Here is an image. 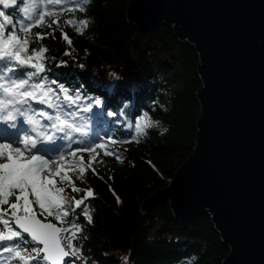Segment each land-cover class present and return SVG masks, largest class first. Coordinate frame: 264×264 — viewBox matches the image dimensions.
<instances>
[{
	"label": "trees",
	"instance_id": "obj_1",
	"mask_svg": "<svg viewBox=\"0 0 264 264\" xmlns=\"http://www.w3.org/2000/svg\"><path fill=\"white\" fill-rule=\"evenodd\" d=\"M128 2L91 0L83 10L76 7L57 12L46 16L44 25L19 33L31 42L29 54L34 48L47 49L42 75L49 82H59L70 94L78 91L87 104L96 106L100 101V106L94 108V135L105 127L107 133H101L100 141H109L106 148L114 153L105 156L98 149L94 159L90 154H78L84 156L86 164L92 160L82 179H76L78 169L69 172L82 189L80 193L72 192L67 182L61 184L56 178L57 186L65 188L70 207H75L73 197H84L85 190L94 193L76 209L80 213L76 223L81 230L73 244L79 247L80 258L70 259L74 264H221L228 248L206 213L183 225L173 218L167 203H158L149 210L143 207L144 201L167 185L193 151L200 111L195 92L201 82L194 48L179 41L165 25L142 31L129 24ZM0 11L14 23L18 21L15 8L0 5ZM67 20L76 23L68 24ZM81 20L87 22L86 26L79 24ZM38 34L46 38L37 40ZM62 34H67L70 45ZM127 59L136 65L131 73L123 74ZM49 71L57 76L50 77ZM145 118L148 124L163 121L168 132L161 136L144 127L137 136L129 131L134 121ZM113 140L117 142L111 143ZM124 140L131 142H120ZM84 207L91 222L81 212ZM33 208L38 218L61 228L70 227L54 217L40 216L37 205ZM67 219L71 220L72 215ZM193 255L198 259L192 261Z\"/></svg>",
	"mask_w": 264,
	"mask_h": 264
},
{
	"label": "water",
	"instance_id": "obj_2",
	"mask_svg": "<svg viewBox=\"0 0 264 264\" xmlns=\"http://www.w3.org/2000/svg\"><path fill=\"white\" fill-rule=\"evenodd\" d=\"M126 20L171 28L201 82L193 151L143 207L167 203L183 225L206 213L228 248L221 264H264V0H129Z\"/></svg>",
	"mask_w": 264,
	"mask_h": 264
},
{
	"label": "snow or ice",
	"instance_id": "obj_3",
	"mask_svg": "<svg viewBox=\"0 0 264 264\" xmlns=\"http://www.w3.org/2000/svg\"><path fill=\"white\" fill-rule=\"evenodd\" d=\"M85 3L86 0H20L16 23L0 11V264H74L66 258H80V249L73 244L81 230L76 223L80 214L76 209L94 193L85 190L84 197L72 198L75 207H70L65 188L57 186L56 178L61 184L67 182L72 192L80 193L82 189L69 172L78 169L76 179H82L92 160L86 164L84 156L78 154H90L93 159L98 149L105 156L114 154L106 148L109 141L101 142L88 129L87 122L95 116L93 107L80 105L78 91L70 94L59 82H49L42 75L47 49L34 48L29 54L31 42L19 34L44 25L46 16L76 7L83 10ZM0 5L4 9L16 8L17 0H0ZM86 23L79 21L81 26ZM45 38L37 35V40ZM62 38L71 44L67 34ZM99 106L97 100L96 107ZM148 126L145 118L134 121L129 131L139 136ZM116 159L120 160V156ZM34 204L40 216L54 217L70 227L61 228L38 218ZM81 212L91 222L87 207ZM70 214L72 219L68 220Z\"/></svg>",
	"mask_w": 264,
	"mask_h": 264
},
{
	"label": "rangeland",
	"instance_id": "obj_4",
	"mask_svg": "<svg viewBox=\"0 0 264 264\" xmlns=\"http://www.w3.org/2000/svg\"><path fill=\"white\" fill-rule=\"evenodd\" d=\"M19 4H20V0L17 2V7H16L15 9H18ZM20 15H22V14H20ZM129 66H130V64L128 63V67H129ZM25 71H28V69H26ZM48 74H49L50 77H56V76H57V74H56L55 72H51V71H49ZM61 97H62V94H61ZM79 102H80V105H81V106H84V105H90L89 102H88L89 104H87V103H85V100L80 99V98H79ZM91 106L93 107V112L95 113V111H94V108H95L94 104H92ZM49 111H51V110H49ZM82 115L85 116V117H90V116H92L91 113H82ZM95 116H96V115H95ZM95 116H94V117H95ZM94 117H92V119H91L90 121L87 122V123H88V129H89V130L91 129V127H92L93 124H94ZM105 131H106V129L103 127L102 130H101L102 134H105V133H104ZM74 147H77V146L74 145Z\"/></svg>",
	"mask_w": 264,
	"mask_h": 264
},
{
	"label": "clouds",
	"instance_id": "obj_5",
	"mask_svg": "<svg viewBox=\"0 0 264 264\" xmlns=\"http://www.w3.org/2000/svg\"><path fill=\"white\" fill-rule=\"evenodd\" d=\"M89 3H91V0H86L85 5H86V4H89ZM113 75H115V74H113ZM166 110H167V109H165V111H166ZM148 127H149L150 129H154V130H156V131L158 132V134L161 135V136L165 135V134L168 132V127L163 123V121H160V120H155V121H153L152 123L149 124ZM197 259H198V257L195 256V255H193V256L191 257V260H192V261H195V260H197Z\"/></svg>",
	"mask_w": 264,
	"mask_h": 264
}]
</instances>
